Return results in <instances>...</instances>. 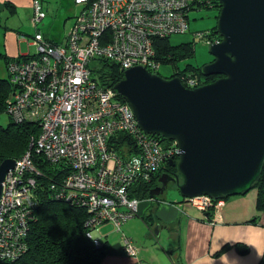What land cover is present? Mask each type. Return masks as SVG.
Segmentation results:
<instances>
[{
  "label": "built area",
  "instance_id": "obj_1",
  "mask_svg": "<svg viewBox=\"0 0 264 264\" xmlns=\"http://www.w3.org/2000/svg\"><path fill=\"white\" fill-rule=\"evenodd\" d=\"M74 3L79 10L61 42L35 32L31 40L35 56L27 54L9 64V77L16 89L7 99L6 111L15 122L38 123L39 132L31 136L30 148L51 163L67 162V175L59 184H50L52 188L59 187L52 196L86 208L85 235L98 244L99 225L111 223L121 232L124 253L134 256L137 246L121 230L122 224L137 212L139 198L131 195L132 186L150 181L165 162L177 155V147L174 141L164 145L155 134L143 131L128 103L112 87L97 83L90 63L94 57H106L122 70L142 65L156 72L160 62L153 56L151 36L188 30L187 0ZM32 11L33 24L46 15L40 0H32ZM195 35L208 44L220 41L211 42L201 31ZM180 81L192 87L198 78L190 74ZM122 134L130 144L124 139L117 141ZM117 144L123 147L119 152ZM33 169L27 150L15 159L14 168L6 172L2 181L0 255L11 253L15 257L18 251L12 247L9 252L8 246L16 243L21 234L25 238L34 178L24 173ZM185 199L202 210L222 203V198L206 194ZM19 240L21 254L25 242Z\"/></svg>",
  "mask_w": 264,
  "mask_h": 264
},
{
  "label": "water",
  "instance_id": "obj_2",
  "mask_svg": "<svg viewBox=\"0 0 264 264\" xmlns=\"http://www.w3.org/2000/svg\"><path fill=\"white\" fill-rule=\"evenodd\" d=\"M219 42L208 44L211 61L203 75L221 74L189 88L178 76L165 77L142 65L123 69L113 92L130 106L145 132L174 141L176 174L158 169L161 193L172 182L182 197L201 194L215 199L247 192L264 160V0H218ZM30 147V146H29ZM31 149V148H30ZM14 158L0 161V197ZM162 224L147 231L156 241Z\"/></svg>",
  "mask_w": 264,
  "mask_h": 264
},
{
  "label": "trees",
  "instance_id": "obj_3",
  "mask_svg": "<svg viewBox=\"0 0 264 264\" xmlns=\"http://www.w3.org/2000/svg\"><path fill=\"white\" fill-rule=\"evenodd\" d=\"M205 7L217 10V13L213 16L216 20L220 9L218 0H187L185 16L188 20V28L189 10ZM197 31L204 33V37L211 42L221 39V35L216 31V22L209 27L194 31V41L202 40L195 35ZM170 35L153 34L151 36L154 58L161 64L163 62L168 63L174 68L173 72L165 77L178 76L181 78L182 76L193 74L198 78V83L195 85L198 86L221 76V74L203 75L201 66L190 63H187L183 67L177 66L179 60L188 58L193 54L194 41H183L172 44L169 39ZM45 37L53 41L48 35ZM29 55L33 57L35 56V52ZM3 57L5 58L6 78H0V111L7 114L9 121L6 126L0 124V161L4 158L17 159L27 150H30L34 169L24 174L25 176L32 175L34 185L30 187L32 206L30 205L31 211L26 219L27 230L25 238L22 237V234L19 237V239L24 240L25 249L19 254L23 247H17L20 241L18 239L16 243L8 246V251L12 252L15 249L18 251L16 255H19H15L14 257L11 253L4 254L0 257V264H100L101 259L106 253L107 242L100 240L101 237H105L102 233L98 239V244H95L91 238L85 235L87 227L84 226V221L88 215L86 208L72 204L64 199H56L52 196L54 190L59 187L52 188L50 184H59L67 175L70 170L67 162L59 161L51 163L44 159L41 154L36 153L33 147L30 149L29 141L31 136L37 135L39 132L38 123L33 121L15 122L6 111L7 99L11 97L13 89H16V84L9 77L8 66L11 62L19 61L25 57H9L5 54ZM94 58L96 62L98 61V64L95 69L90 66L92 76L95 77V80L101 86L112 87L121 78L123 70L115 61L109 60L106 57ZM158 69L155 71L159 74ZM186 87L192 88L189 85ZM155 136L164 145L173 142L161 135L155 134ZM122 139H124L126 144H130L127 137L123 134L119 135L117 141H121ZM119 145L121 144L115 146L118 152L123 149ZM176 158V155H174L171 159L175 160ZM163 167L168 171L171 168L168 162H165L160 168L163 169ZM157 177L158 171H156L150 181L136 182L132 186L131 195H135L139 199L149 197V191L157 185ZM252 187L255 188V209L257 212H264V160L260 167V174ZM224 197L228 196L226 195L221 198L223 199ZM181 200H183V197ZM207 210V216L211 217L212 208ZM256 218L257 215L253 216L250 222L254 223ZM228 245L227 243L222 245L215 254L226 249ZM236 246L240 252H245L246 247H242L239 243H236ZM12 247L14 248L11 249Z\"/></svg>",
  "mask_w": 264,
  "mask_h": 264
},
{
  "label": "crops",
  "instance_id": "obj_4",
  "mask_svg": "<svg viewBox=\"0 0 264 264\" xmlns=\"http://www.w3.org/2000/svg\"><path fill=\"white\" fill-rule=\"evenodd\" d=\"M40 1L46 14L49 12L53 18L61 20L62 25L66 17H70L72 22L79 10L74 0ZM74 4L78 9L75 8L71 15L68 12L73 11ZM22 9L32 11V0H0V51L9 57L26 56L29 53L21 47L25 28L21 20L15 21ZM31 28L35 29L34 33L39 32L38 26L31 25ZM67 29L62 33L61 40L53 41L61 42ZM27 43L31 44V41ZM141 200L137 212L122 224L121 230L123 227L129 233L139 234L148 229V223L153 221L162 224V227L164 225L162 230L169 234L172 243L155 255L153 249H142L134 242L137 253L131 256L123 252L121 242H110L105 238L103 241L107 242V248L100 264H264V212L256 211L255 194L224 197L222 203L212 209L211 217L207 216V209L191 206L185 197L180 202L158 205L145 215V203ZM138 215H141L142 220ZM255 215V222H250ZM102 234L105 237L108 235ZM150 237L149 234L146 238ZM225 243L229 244L227 248L215 254ZM236 243L246 247L244 253L239 251Z\"/></svg>",
  "mask_w": 264,
  "mask_h": 264
},
{
  "label": "rangeland",
  "instance_id": "obj_5",
  "mask_svg": "<svg viewBox=\"0 0 264 264\" xmlns=\"http://www.w3.org/2000/svg\"><path fill=\"white\" fill-rule=\"evenodd\" d=\"M41 2V1H40ZM71 5V3H68ZM73 6V5H72ZM78 9V6L74 4L73 11L68 12L69 14L74 13ZM44 10V9H43ZM46 13V11L44 10ZM217 13V10L215 8H200V9H190L189 10V28L185 32L182 33H173L169 36V39L172 44H177L183 41H194L193 38V32L200 29V27H209L213 24H215L216 20L213 18V16ZM72 15V14H71ZM9 20H11L10 16L8 17ZM33 18V11L28 10H20L19 15L17 18H15V21L21 20V24L23 28V40L21 43L22 49L25 51L27 50L28 54H33L35 52V47L32 44H28L27 42H30L32 39V36L34 34L35 29L31 28V25L33 27L38 26L39 32L43 33L44 35L51 36L54 41L61 40L62 33L67 29L69 30L71 24L70 17H66L64 24L62 25L61 20L53 18L50 13L48 12L45 17H43L39 22L36 24L32 23ZM73 21V19H72ZM72 23V22H71ZM70 24V25H69ZM66 31V32H67ZM66 34V33H65ZM1 45V42H0ZM194 52L193 54L188 57L184 58L182 60H179L177 62V66L183 67L187 63L202 66L204 63H207L208 61L212 60V55L208 52V43L204 42V40H195L193 43ZM0 54H5V52L0 51ZM3 55L0 56V78H6V72H5V58ZM98 61L96 62L95 58L91 60L90 66H92L93 69L97 67ZM174 68L168 64V63H160V67L158 69L159 74L163 76H169L173 72ZM9 121V117L7 114L3 111H0V124L3 126H6ZM177 159V158H176ZM247 197L249 195L255 194V188H250L247 192ZM231 196V195H229ZM142 199V200H141ZM139 201H143L145 203V208L143 209V214L147 215L150 214L156 206L158 205H165L166 203H174L173 201L180 202L182 199V196L180 195L178 189L176 188V185L174 183H170L167 185V187L159 194L153 195L152 197L149 195L147 198H141ZM12 207V204L10 205ZM139 219H141V215L137 216ZM142 220V219H141ZM101 233H108L107 237H101L100 240H109L110 242H120L121 232L116 231L111 223L102 224L98 227ZM159 235L157 236L156 241L153 243H149L146 246H142V243L147 239L146 237L150 234L147 232V229H145L142 233L139 234H133L129 233L127 229H124L122 227V231L129 236L133 242L142 249L145 247L153 249V253L156 255V253L165 246H167L171 242V238L169 237V234L165 232L162 229H159ZM140 248V249H141ZM124 252V251H123ZM1 257L3 255H0ZM169 262H171V259H167Z\"/></svg>",
  "mask_w": 264,
  "mask_h": 264
},
{
  "label": "flooded vegetation",
  "instance_id": "obj_6",
  "mask_svg": "<svg viewBox=\"0 0 264 264\" xmlns=\"http://www.w3.org/2000/svg\"><path fill=\"white\" fill-rule=\"evenodd\" d=\"M162 171H165L167 174L168 173H170L172 176H173V174H176L175 172H176V168H175V166H171V168L169 169V171L168 170H166L164 167H163V169H162ZM157 179H158V177H157ZM170 183H172V182H169L168 184H170ZM160 185L161 183L159 182V180H158V182H157V185Z\"/></svg>",
  "mask_w": 264,
  "mask_h": 264
}]
</instances>
